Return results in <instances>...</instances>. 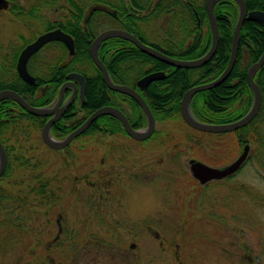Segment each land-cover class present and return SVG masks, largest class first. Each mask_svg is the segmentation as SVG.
<instances>
[{
	"label": "rangeland",
	"instance_id": "374dc122",
	"mask_svg": "<svg viewBox=\"0 0 264 264\" xmlns=\"http://www.w3.org/2000/svg\"><path fill=\"white\" fill-rule=\"evenodd\" d=\"M155 1L138 13L145 16L137 27L147 44L165 47L172 41V50L179 52L195 42L196 28L185 21V0H167L155 15H147ZM62 4L44 11V19L66 14ZM122 4L128 7L126 0ZM8 17L0 19V60L21 45L17 33L28 36ZM199 30L201 41L206 22ZM172 57L180 59L178 53ZM121 107L129 112L127 104ZM73 113L74 123L84 116L77 103ZM155 129L167 135L163 142L98 133L74 138L59 150L47 146L39 131H17L14 139L21 138L14 153L29 165H14L0 179V229L18 224L16 218L22 227L16 239L0 244V264H264V169L257 147L250 144L248 163L232 179L201 190L191 179L188 161L222 167L243 146L229 132L217 139L195 133L188 140L192 132L179 119L155 120ZM195 140L199 147L193 149ZM12 142L5 143L9 149ZM36 176L50 181L57 203L49 207L31 193ZM23 201L25 212L13 214Z\"/></svg>",
	"mask_w": 264,
	"mask_h": 264
},
{
	"label": "trees",
	"instance_id": "16d2710c",
	"mask_svg": "<svg viewBox=\"0 0 264 264\" xmlns=\"http://www.w3.org/2000/svg\"><path fill=\"white\" fill-rule=\"evenodd\" d=\"M93 1L95 0H64V7L67 9V13L62 19L57 23L47 22L44 26L33 24L29 28L30 38L23 39L21 46L17 47V49L10 50L8 57L2 56L3 60L0 63V90H13L22 96L30 105L38 107L50 105L56 100L58 89L67 80V74L70 72H78L83 76L85 82L83 99L79 98L77 102L75 101L68 107L65 112L66 114L51 125L49 132L55 138H64L79 126L94 110L106 105L116 106L121 109L134 129L143 128L147 124L146 116L135 100L125 94L109 89L103 82L101 72L91 60L89 54L90 43L100 28L98 25L104 22V17H107L104 12L100 11L85 15L86 7ZM175 1L179 3V0ZM190 1L191 18L193 20L199 18L201 23L206 22L207 32L203 40H196L187 48L184 49L181 47L182 51L176 52L179 54L180 59L186 60L203 56L211 44V30L205 9V0ZM134 2L136 1L134 0ZM244 2L247 9H258L264 12V0H244ZM222 3L224 2L221 0L216 1L213 8L219 31L217 48L212 58L200 67H171L141 52L131 42L119 37L103 40L99 44L97 51L98 57L108 70L112 81L135 88L148 104L156 121L164 120L167 117L172 120L179 119L192 132V135H186V138L192 141L195 133L210 134L215 139L227 134L195 130L189 127L180 115V101L183 93L194 85L214 80L222 73L228 63L231 52V40L236 23V10L233 7L232 0H230V3H227L230 6H226L229 15L228 17H224L222 14ZM42 4L43 0H34L32 5L33 14L37 13V7H41ZM134 5L137 6L136 3ZM166 11V13H172L170 9ZM153 12L152 9L147 15H154ZM125 13V10L121 12V14ZM85 18L86 21L84 23ZM133 19H136L135 21L144 20L145 16L139 15ZM132 23H135L134 20L133 22L131 21L130 25ZM130 25L123 27L133 32L142 42L148 43L138 31V27H130ZM53 27H59L72 37L74 53L70 56L62 43L50 42L40 51H45L46 49L54 50L56 52L55 56L53 58L46 57V62L43 61L45 58L43 60L40 58V63L34 68L32 65H28V71L35 77V83L27 84L15 72L14 66L17 55L20 49L26 43L33 40L37 34ZM149 44L163 53L173 56L172 47H169L167 44L164 48L156 43ZM263 51L264 25L257 21H245L240 30L236 58L229 76L221 84L194 94L189 104L192 115L198 121L209 124L230 123L244 116L253 103V91L247 81V70L250 65L259 59ZM39 57L40 55L36 54L32 57V60ZM153 71H164L166 77L151 82L145 90H139L135 85L136 81L141 76ZM254 81L261 92V103L258 113L248 124L229 133L233 134L234 140L239 147L245 144H249V146L252 144L257 147V155L264 169V63L255 72ZM67 95L68 93L65 91L64 98ZM76 103L80 107V110L84 112V116L77 120L78 122L74 123L70 120L75 115L73 110L76 108ZM121 103L127 104L129 112H126L121 107ZM46 120L47 117L35 116L24 112L19 104L11 99L0 101V142L7 155L6 167L0 179L12 173L14 165L15 167L29 165L26 160L20 161V154L14 153V144L18 143L21 138L14 139L13 136L16 132L22 131L24 133H30L39 131L40 133ZM98 133L123 135L130 138L126 134L120 120L110 115H104L98 117L75 139L92 138ZM164 133L162 130L154 129L148 139L139 141L138 143L162 140V138L167 136ZM12 139L13 142L10 144L9 149L5 143ZM166 141H168L167 143L172 142L171 139ZM198 144L199 141L195 140L191 147L196 149L199 147ZM171 145L173 144L171 143ZM20 147L22 146L20 145ZM249 159L247 157L238 171L248 163ZM17 160L19 161L16 162ZM236 173L220 181L208 182L203 186L192 176L191 179L202 190L210 186H221L227 180L232 179ZM35 179H37V182L31 193L42 197L40 203L49 207L57 203L59 197H56L50 189V181L44 178L41 179V176H36ZM25 197L27 198V195ZM20 205L14 207L16 213L13 212V214L19 215L23 213L21 211L26 209L27 204L23 201ZM16 219V223L18 222L20 224V219ZM18 224L13 227L9 226L3 230L0 229V244H4V241L12 240V237L16 239V236L20 235L18 227L20 228L22 226ZM14 227H16V230Z\"/></svg>",
	"mask_w": 264,
	"mask_h": 264
},
{
	"label": "water",
	"instance_id": "95a60500",
	"mask_svg": "<svg viewBox=\"0 0 264 264\" xmlns=\"http://www.w3.org/2000/svg\"><path fill=\"white\" fill-rule=\"evenodd\" d=\"M218 0H205V9L209 22V27L211 30V44L207 52L196 59H179L172 57L163 53L162 51L154 48L153 46L142 42L135 34L122 30V29H107L100 32L90 43L89 54L94 65L99 69L102 75L104 84L111 90L125 94L131 97L142 109L143 113L146 116L147 125L145 129H134L129 120L127 119L124 112L116 106L106 105L97 108L94 110L78 127L68 133L63 139H56L49 134V129L51 125L56 122L65 112L66 108L72 103L77 95L83 99V93L85 88V82L83 76L78 72H70L67 74V80L61 84L58 89L57 98L52 106L45 107H36L30 105L22 96L17 92L4 89L0 91V101L5 98H10L17 102L20 107L27 113L35 116H50V118L45 122L41 129V139L43 142L52 149H63L70 142L82 134L98 117L104 115H110L116 117L120 120L126 134L135 140L142 141L150 137L155 128V117L153 116L148 104L145 102L141 94L131 86L125 84H118L112 81L109 76L108 70L106 69L103 62L98 57V47L99 44L111 37H119L124 40L131 42L136 48L141 52L147 54L148 56L155 58L171 67L175 68H197L206 64L214 55L215 50L218 44V25L214 16L213 8L215 2ZM239 5V16L234 26L232 40H231V52L229 56L228 63L222 73L215 78L214 80L206 83H201L194 85L187 89L181 98L180 101V115L182 120L191 128L210 133H226L234 131L240 127L248 124L258 113L260 103H261V92L254 81V74L257 69L264 63V51L259 57V59L249 66L247 70V81L253 91V103L249 111L239 118L230 123L225 124H209L198 121L191 113L189 104L195 93L203 90L213 88L221 84L230 74L234 61L236 58V52L239 44L240 30L243 25L244 18L248 20H254L262 23L264 25V12L253 10L246 13V8L243 0H235ZM1 2V0H0ZM102 10L106 11V7L99 4L94 5L91 8V11ZM51 41H60L66 47L68 54L71 56L74 53V43L72 37L63 32L60 29H54L51 31L44 32L36 37L32 42L28 43L20 52L17 62H16V71L18 76L27 84H34L35 77L31 75L26 67L27 60L29 57L37 52L41 47ZM165 78V73L163 71H153L149 72L136 81V86L143 90L151 82L161 80ZM72 88V93L69 96L68 100L63 103L64 92L67 88ZM249 154V144H245L242 147L241 153L229 164L222 167H213L207 165L201 161L190 159L188 161L189 171L191 176L201 185L206 184L210 181H219L235 174L245 162ZM7 163V155L3 145L0 142V176L3 174ZM134 244H130V248H133Z\"/></svg>",
	"mask_w": 264,
	"mask_h": 264
},
{
	"label": "flooded vegetation",
	"instance_id": "af4514ba",
	"mask_svg": "<svg viewBox=\"0 0 264 264\" xmlns=\"http://www.w3.org/2000/svg\"><path fill=\"white\" fill-rule=\"evenodd\" d=\"M50 1H51V4H50ZM43 0V4L41 7H37L36 11L37 13L33 14L32 12V5H33V2L34 0H1L0 2V19L1 18H4L7 16L8 17V21L14 23V22H17L19 24H22L26 30H27V34L28 36H24L20 33H17L18 34V37L19 39L21 40V42H23V39L25 38H30V34H29V28L33 26V24H37V25H46L47 22H51V23H57L60 19H62L64 17L65 14L63 15H60L58 19L56 20H53V21H49V19H44V14L43 12L48 10V9H51V8H54L55 6L58 7L57 9L63 7L64 4H62L60 7H59V2L60 1H63L64 0ZM128 2V7L125 9L123 7V4H122V0H95L93 2H91V4H89L86 8H87V11H85V15H90L92 14L93 12L95 11H100V12H104L107 17H104V22L99 24L98 27L99 30L96 34V36L104 31V30H107V29H111V28H115V29H122V30H126L123 26H129L131 21L135 23H132L130 25V27H135L138 25V22L142 23V21L144 20H137L135 21L136 19H133L134 17L138 16V13L140 10L144 9V8H147L146 5L149 3V0H135L136 2H134V0H126ZM156 0L155 3H154V6H153V11L155 9H159L160 7H162L163 5V2H167V0ZM223 1L224 3H222V6L225 7L223 8L222 7V14L224 17H228L229 13H228V9L226 8V6H230V4H227V3H230V0H221ZM244 1V0H243ZM233 2V7H235V10H236V21L238 19V16H239V5L238 3L235 1V0H232ZM65 3V2H64ZM134 3L137 4V6L134 5ZM162 3V4H161ZM184 9H183V12H184V15L185 17L187 18L185 21H189L191 22V24L196 28V34H195V40H200V37H201V33H200V30H199V27L201 26V20L199 18H196V20L192 19L191 18V1L190 0H185L184 2ZM101 5V6H104L106 7V11H102V10H95V11H91V8L94 6V5ZM244 5H245V2H244ZM245 8H246V13H248L249 11H253V10H258V9H247L246 5H245ZM126 11L125 14H121L122 11ZM167 10V9H166ZM165 10V11H166ZM258 11H261V10H258ZM135 12H137L135 14ZM263 12V11H262ZM183 14V13H182ZM155 15V14H154ZM86 21V18L84 19V23ZM158 21H161V19H158ZM173 20L172 19H162V22H167L168 24L172 22ZM183 21V20H182ZM254 21V20H248L246 18H244V21ZM258 22V21H257ZM236 24V23H235ZM262 24V23H261ZM243 26V25H242ZM54 29H60L59 27H53L51 29H48V30H45V31H42L41 33L37 34L35 36L34 39H36V37L44 32H47V31H51V30H54ZM187 29V28H186ZM186 29H183L184 31L183 32H190V30H186ZM62 30V29H60ZM63 31V30H62ZM128 31V30H126ZM65 32V31H63ZM130 32V31H129ZM66 33V32H65ZM133 33V32H131ZM68 34V33H67ZM134 34V33H133ZM95 36V37H96ZM94 37V38H95ZM93 38V39H94ZM112 38V37H111ZM193 38V39H194ZM33 39V40H34ZM33 40H31L30 42H32ZM28 42V43H30ZM51 42H60V41H51ZM172 42V41H171ZM170 41H168V43H166L169 47H175V45H173ZM26 43L19 51L18 55H17V58L21 52V50L28 44ZM50 43V42H49ZM47 43V44H49ZM62 43V42H60ZM47 44H45L43 47H41L37 52H35L34 54H32L29 59L27 60V64H26V67H27V70H28V65H32L33 68L37 66L38 63H40V58L41 60H43L45 58V61L46 62V57H54L55 56V51L54 50H50V49H46L45 51H40L41 49H43ZM63 44V43H62ZM192 44V43H191ZM22 45V43H21ZM20 45V46H21ZM64 45V44H63ZM150 45V44H149ZM183 47V46H182ZM66 48V47H65ZM164 48V47H163ZM14 49H17V47H15ZM13 49V50H14ZM182 49V48H181ZM9 52L10 50H7L3 56L5 57H8L9 56ZM68 52V51H67ZM173 53H176L175 51L172 50ZM36 54H39L40 57L35 59V60H32V57L35 56ZM1 56V54H0ZM17 58H16V61H15V66H14V69H15V72L17 73L16 71V62H17ZM1 59V57H0ZM0 63H1V60H0ZM29 72V71H28ZM164 72V71H163ZM30 73V72H29ZM165 73V72H164ZM31 74V73H30ZM18 75V74H17ZM32 75V74H31ZM165 77H166V73H165ZM20 78V77H19ZM21 79V78H20ZM22 80V79H21ZM23 81V80H22ZM24 82V81H23ZM136 85V83H135ZM138 88V87H137ZM147 88V87H146ZM145 88V89H146ZM135 89V88H134ZM139 89V88H138ZM143 89V90H145ZM1 90H4V89H1ZM0 90V91H1ZM140 90V89H139ZM68 95L66 98H64L63 96V103L66 102L69 98V96L71 95L72 93V88L69 87L65 90ZM65 94V92H64ZM5 99H10V98H5ZM79 97H78V90H77V95L75 97V99L72 101V103L68 106L70 107L75 101H78ZM4 100V99H2ZM12 100V99H11ZM14 101V100H12ZM15 102V101H14ZM55 102V101H54ZM54 102L50 105H46V106H52L54 104ZM17 103V102H16ZM20 106V105H19ZM38 107V106H36ZM42 107H45V106H42ZM68 107L66 108V110L68 109ZM65 110V112H66ZM25 112V111H24ZM63 113L62 116H64V114L66 113ZM62 116L60 117V119L62 118ZM41 117H47V120L50 118V116H41ZM46 120V121H47ZM59 120V119H58ZM57 120V121H58ZM45 124V123H44ZM43 127V126H42ZM42 129V128H41ZM50 131V129H49ZM50 133V132H49ZM40 136H41V130H40ZM54 137V136H53Z\"/></svg>",
	"mask_w": 264,
	"mask_h": 264
}]
</instances>
